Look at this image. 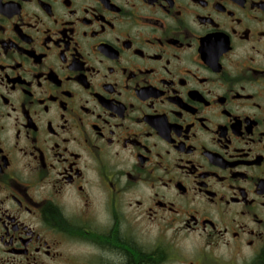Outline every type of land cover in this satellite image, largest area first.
<instances>
[{
    "label": "flooded vegetation",
    "instance_id": "obj_1",
    "mask_svg": "<svg viewBox=\"0 0 264 264\" xmlns=\"http://www.w3.org/2000/svg\"><path fill=\"white\" fill-rule=\"evenodd\" d=\"M68 260L264 264V0H0V264Z\"/></svg>",
    "mask_w": 264,
    "mask_h": 264
},
{
    "label": "rangeland",
    "instance_id": "obj_2",
    "mask_svg": "<svg viewBox=\"0 0 264 264\" xmlns=\"http://www.w3.org/2000/svg\"><path fill=\"white\" fill-rule=\"evenodd\" d=\"M181 243H182L181 250L184 252V254H190V253H191L190 250H191L192 246H194L195 244H197V243H198V240L195 239V238H191V239H189V240H187V241H183V242H181ZM74 249H75V247L72 246V245L68 242V256H69V254H70ZM56 264H77V263L72 262V261L70 262V261L68 260V262H67V261H61V262H58V263H56Z\"/></svg>",
    "mask_w": 264,
    "mask_h": 264
}]
</instances>
